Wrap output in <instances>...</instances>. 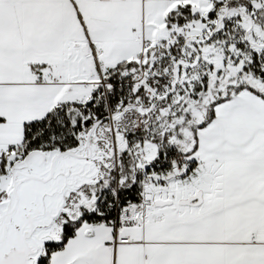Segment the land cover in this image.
<instances>
[{
    "label": "snow or ice",
    "instance_id": "1",
    "mask_svg": "<svg viewBox=\"0 0 264 264\" xmlns=\"http://www.w3.org/2000/svg\"><path fill=\"white\" fill-rule=\"evenodd\" d=\"M0 264H264V0H0Z\"/></svg>",
    "mask_w": 264,
    "mask_h": 264
}]
</instances>
